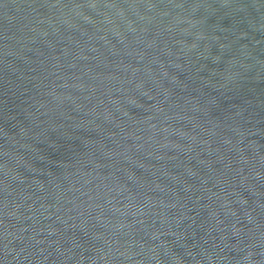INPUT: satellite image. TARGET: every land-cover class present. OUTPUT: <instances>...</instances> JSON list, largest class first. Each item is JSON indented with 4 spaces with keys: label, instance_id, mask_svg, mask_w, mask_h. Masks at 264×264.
<instances>
[{
    "label": "water",
    "instance_id": "water-1",
    "mask_svg": "<svg viewBox=\"0 0 264 264\" xmlns=\"http://www.w3.org/2000/svg\"><path fill=\"white\" fill-rule=\"evenodd\" d=\"M0 264H264V0H0Z\"/></svg>",
    "mask_w": 264,
    "mask_h": 264
}]
</instances>
